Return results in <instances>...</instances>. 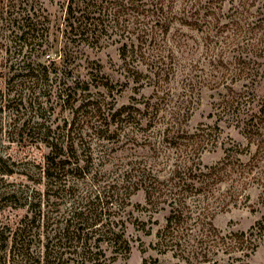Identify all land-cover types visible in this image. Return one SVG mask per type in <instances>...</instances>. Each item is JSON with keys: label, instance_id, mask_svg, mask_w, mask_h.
<instances>
[{"label": "rangeland", "instance_id": "1", "mask_svg": "<svg viewBox=\"0 0 264 264\" xmlns=\"http://www.w3.org/2000/svg\"><path fill=\"white\" fill-rule=\"evenodd\" d=\"M102 1L98 39L72 43L70 0H0V264H21L12 255L11 230L28 208L7 200L13 191L46 196V228L53 210L47 196L49 205L62 204L51 218L56 224L74 205L129 186L118 197L116 220L132 250L112 264H189L187 253L167 250L159 235L172 200L149 204L142 189L128 197L133 188L125 174L133 169L143 187L156 176L165 195L180 193L176 207L196 247L197 234L211 227L229 239L264 224V163L250 169L256 147L244 131L264 103V0H194L192 12L188 0H167L163 10L157 0H143L156 9L147 5L139 16L127 0ZM141 25L154 32L152 48L165 64L132 49L146 31ZM52 145L79 169L58 200L59 185L43 177ZM222 165L216 181L199 177ZM117 213L115 205L111 221ZM51 223L48 231L36 224V233L50 232ZM45 237L32 243L36 258ZM239 247L213 249L208 264H264V237L254 252ZM74 259L60 262L78 264Z\"/></svg>", "mask_w": 264, "mask_h": 264}, {"label": "trees", "instance_id": "2", "mask_svg": "<svg viewBox=\"0 0 264 264\" xmlns=\"http://www.w3.org/2000/svg\"><path fill=\"white\" fill-rule=\"evenodd\" d=\"M5 1L9 2L10 0ZM99 1L100 0H70V4L67 8V26L70 31L68 38L70 42H76L75 39L79 38L81 40L84 36L90 39H98L96 27L98 19L101 18L100 12L104 3V1H102V4L99 5ZM127 1L134 6L133 11L136 12L138 16L140 12L139 9L147 5H152V7L155 6L154 9H156V5H153L149 1L146 3L142 2L143 0ZM166 1L167 0H157L156 3L160 4L161 10L165 7L163 3ZM177 1L178 0H171V3L173 4ZM193 1L194 0H188V4L186 5L190 6L191 4V12L195 8ZM148 11L151 12L150 9ZM97 14L99 18H96ZM186 18L189 19L187 16ZM261 21L264 24V19H261ZM142 27L143 29L138 28V30L146 31L136 39L138 45L133 44L132 49L141 54L143 53V57H149L153 61H156V63L165 64L162 55L160 53H155V48H152L151 44L155 41L154 32H149L148 26L146 27V25ZM170 27L171 26L167 25V29H170ZM126 50L127 45H124V54ZM124 112L120 111L118 115L122 116ZM249 117V120L244 124V131L250 145L256 147V151L252 155L250 161V169L253 171L254 168L257 169L259 167L260 169L262 166L261 164L264 163V103L257 113ZM113 122L115 121H111L110 124ZM70 135L69 131L68 137H70ZM47 138L56 140L55 138L53 139L50 133H47ZM56 146H58V144H56ZM51 148L50 155L53 157L48 156L46 162L47 168L43 171V177L49 180L52 185H59V188H56L59 194L56 199L58 200L63 197V193L67 191L61 189V187L65 188L68 183L66 181L67 176L79 169L71 168L70 163L59 159L60 157L56 155L53 145ZM57 159H59V161H57ZM218 166L209 167L207 172L201 171L199 177L216 181L223 174L222 171H224V165H222L221 168ZM133 171L134 173L125 174L127 178L130 179L131 183L129 184H131L133 188V191L128 197L136 194L142 189L146 194V199L149 204H165L169 202V200H172L169 203L171 210L167 219V226L162 232H159V235L167 250H180L183 255L187 253L186 261L189 264H192L190 263L192 261L196 262L195 264L210 263L211 260L208 259V257L211 255L212 250L221 249L223 246L231 249V252L241 250L239 246L245 245L248 248L251 246V249L248 250L254 252L255 248H257V241L259 238L264 237V224H262V222L252 227L249 232L233 234L229 239L222 237L215 228L211 227L209 234H197V238L194 240L196 242V239H198L196 243L198 244L197 247L192 245L191 242L193 239H188L191 235H189L187 229H184L185 227L181 223V216L183 213L176 207L175 203L177 201L176 197L178 198L180 193L178 192L177 195L173 192L174 190H171L168 195H165L166 186L164 183L158 181L159 178L156 176L154 178V183H150L149 186L143 187L141 184L143 175L136 169H133ZM258 175L260 176L259 173ZM126 188L127 190L131 189L130 186L129 189L128 187H120V189H117V193H115L116 190L113 191V189L110 188L112 194L109 191V195L104 193V195L96 196V201H88L87 199L85 204L82 202V204L79 203L78 206L74 205L73 208L67 209V216L65 218L61 217L63 220L56 224L51 223V220L55 219L53 215L56 211L59 212V208L62 204L55 203V201L52 205H49L51 198L47 196L46 206H49L47 208L53 210L49 211L52 213V217L48 218V225L46 228L45 215L48 213V211H44L46 196L41 195L36 199L34 193L13 191L8 195L7 200H9V202H23L24 204H20V207L28 208L27 217L20 221V224L17 225L14 231L11 230L13 241L12 255L14 259L20 260L21 264H63L60 261L64 256L75 258L74 260H76L78 264H112L118 259H128L127 257L131 253L132 247L130 241L126 238L122 219L116 220L117 217L120 218L122 208V199L118 197L121 196V193L123 196L124 192H127V190H125ZM65 195H67V193ZM164 197L168 199L162 201ZM115 205L118 207V213L116 216L114 215V220L111 221L110 211ZM182 222L185 221L183 220ZM50 223L52 228L50 232L45 233V231H40L36 233L37 225V231L42 230V228L48 231ZM3 231L4 229L0 231V235L4 234ZM45 234H47L46 237ZM36 235L41 239L45 237V239L48 240L43 246L44 252L39 255V258H36V253L32 251V243L34 239H36ZM248 256L247 253L246 257ZM35 259H37V262H35Z\"/></svg>", "mask_w": 264, "mask_h": 264}]
</instances>
